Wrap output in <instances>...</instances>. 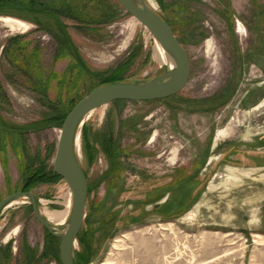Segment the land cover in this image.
<instances>
[{"label":"rangeland","instance_id":"obj_1","mask_svg":"<svg viewBox=\"0 0 264 264\" xmlns=\"http://www.w3.org/2000/svg\"><path fill=\"white\" fill-rule=\"evenodd\" d=\"M152 1L189 54L190 81L86 119L76 264H264V0ZM155 48L117 0H0V202L53 168L66 117L104 80L163 76ZM28 192L42 213L67 210L63 179ZM16 203L0 214V264H62L61 240L28 199Z\"/></svg>","mask_w":264,"mask_h":264},{"label":"water","instance_id":"obj_2","mask_svg":"<svg viewBox=\"0 0 264 264\" xmlns=\"http://www.w3.org/2000/svg\"><path fill=\"white\" fill-rule=\"evenodd\" d=\"M122 9L135 18L176 62L174 71L156 79L140 82L111 83L99 86L80 100L66 117L61 130L53 168L72 193V209L68 225L55 228L43 216L33 193L19 192L0 202V214L20 199H28L36 219L53 237L61 240L60 259L62 264H75L78 237L87 217L89 180L83 170L77 145L80 131L90 114L100 107L119 101L152 102L163 101L180 94L191 77L189 54L175 35L170 24L154 12L145 0H117Z\"/></svg>","mask_w":264,"mask_h":264},{"label":"bare ground","instance_id":"obj_3","mask_svg":"<svg viewBox=\"0 0 264 264\" xmlns=\"http://www.w3.org/2000/svg\"><path fill=\"white\" fill-rule=\"evenodd\" d=\"M147 4L154 11L155 9L154 2L152 0H149ZM3 21L6 24V26L10 27V29L13 31L28 28V25H26L25 23L14 20V19L5 18L3 19ZM138 24L139 22L135 18H133V28H135ZM155 59L161 65H168L169 71H174V69L176 68V62L174 58L157 41H156V48H155ZM94 112H92L90 115L94 114ZM68 196L70 198V193H68ZM15 204L17 205V203ZM66 207H67V210L65 212L45 210L44 213L42 214L48 220L50 224H52L55 228L59 230V228L68 225L69 215L72 209V202L70 199L68 200ZM117 242H120V240H117Z\"/></svg>","mask_w":264,"mask_h":264},{"label":"trees","instance_id":"obj_4","mask_svg":"<svg viewBox=\"0 0 264 264\" xmlns=\"http://www.w3.org/2000/svg\"><path fill=\"white\" fill-rule=\"evenodd\" d=\"M121 74L122 72H118L117 75H115L114 77H111V78H108L106 80H104L102 82L101 85H106V84H111V83H123L125 81L124 78L121 77ZM94 90V89H93ZM76 106V105H75ZM47 169V171H45ZM55 178V179H62L60 176H58L54 169H48V168H45V169H39L35 174L34 176L30 179V182L27 186H25V188L23 189L22 192L26 193L29 191L30 187H31V184H36V183H39V182H42V181H45L46 179H49V178ZM90 191V190H89ZM30 193V192H28ZM31 208L33 209L32 205H31ZM50 234V233H49ZM51 235V234H50ZM52 236V235H51ZM53 237V236H52ZM55 238V237H54ZM80 238H81V233L78 237V240L80 241ZM75 264H76V258H75Z\"/></svg>","mask_w":264,"mask_h":264},{"label":"built area","instance_id":"obj_5","mask_svg":"<svg viewBox=\"0 0 264 264\" xmlns=\"http://www.w3.org/2000/svg\"><path fill=\"white\" fill-rule=\"evenodd\" d=\"M66 187H67V189L69 190V193H70V200H71V202H72V193H71V191H70V189L68 188L67 185H66Z\"/></svg>","mask_w":264,"mask_h":264}]
</instances>
